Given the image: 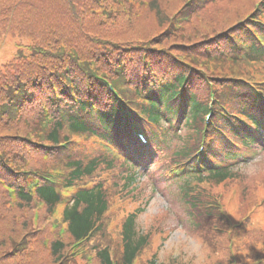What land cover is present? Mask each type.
Here are the masks:
<instances>
[{
    "label": "trees",
    "instance_id": "trees-1",
    "mask_svg": "<svg viewBox=\"0 0 264 264\" xmlns=\"http://www.w3.org/2000/svg\"><path fill=\"white\" fill-rule=\"evenodd\" d=\"M209 10L206 4L198 7L194 2L171 10L167 0L3 1L0 38L11 33L18 38V48L0 65V264H63L70 238L90 241L95 260L113 264L107 247L98 244L108 209V194L101 182L78 189L65 206L61 222L68 231L67 241L50 232L60 227L51 217L61 195L60 184L47 177L60 175L63 164L67 173L62 183L69 187L92 176L100 164L111 168L114 163L103 157L86 162L80 157L58 159L59 144L67 135L57 118L47 129L40 127L43 110L64 117L58 108L68 110L73 103L76 112H67L71 127L94 129L85 111L86 98L96 94L95 112L103 129L100 133L108 137L117 127L116 102L97 80L147 69L141 64L140 57H144L153 69L170 76L145 107L151 119L166 121L168 112H174L184 82L190 85L192 78L200 80L202 75L212 81L229 75L227 62L231 61L227 57L235 37L250 34L237 18L229 24L221 23ZM145 14L152 19L151 25L144 23ZM248 37L254 42L251 34ZM262 55L263 51L251 43L247 57L252 60ZM70 84L77 103L70 97ZM192 87L191 98L184 103L185 123L207 110V104L197 97L199 85ZM256 125L264 127L257 120ZM241 139L248 143L252 140L245 134ZM42 142L54 146L48 158L42 155ZM182 151L186 150H177V156ZM208 174L223 180L233 172L223 169ZM191 176L184 177L181 190L189 202L193 201L191 180L201 179ZM125 180L131 186L135 174ZM138 213L139 209L131 212L123 222L119 264H129L148 242V235L137 229ZM45 237L46 254L39 259ZM145 264L159 263L152 258Z\"/></svg>",
    "mask_w": 264,
    "mask_h": 264
},
{
    "label": "rangeland",
    "instance_id": "rangeland-1",
    "mask_svg": "<svg viewBox=\"0 0 264 264\" xmlns=\"http://www.w3.org/2000/svg\"><path fill=\"white\" fill-rule=\"evenodd\" d=\"M4 0H0V5ZM192 0L191 2H193ZM260 0H215L214 18L229 24L233 17H241L252 11ZM189 0H167L169 9L186 5ZM231 13L233 17L227 13ZM144 23L151 25L152 19L145 14ZM1 42L3 44H1ZM18 38L6 33L0 38V65L16 52ZM242 67V66H241ZM245 75L243 68L239 70ZM258 80V77H254ZM233 98V97H232ZM230 109L237 107L229 102ZM195 134L182 129L178 136L167 135L157 153L147 157L146 171H141L131 186H127L129 172L120 173L123 168L115 167L109 172L97 171L92 182L102 181L109 189L111 208L105 216L107 243L113 256L120 255V221L129 212L140 208L137 229L149 234V245L139 254L136 264H142L152 255L162 264H238L252 262L256 257L264 258V149L254 147L248 150L252 156L247 165L238 169V178L224 183L207 182L195 187L201 200L218 198L227 215L225 221L203 222L201 227L187 215L190 206L181 195L178 182L167 179L161 170L170 165L174 150L189 146L195 141ZM84 150L98 153L96 145L86 140ZM193 145L190 151L196 150ZM188 148V147H187ZM244 152V151H243ZM241 152V153H243ZM122 175V176H121ZM51 234H54L53 232ZM65 239L66 236H65ZM46 246L43 245L38 258H44ZM79 260L78 264H83Z\"/></svg>",
    "mask_w": 264,
    "mask_h": 264
}]
</instances>
